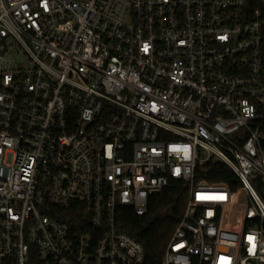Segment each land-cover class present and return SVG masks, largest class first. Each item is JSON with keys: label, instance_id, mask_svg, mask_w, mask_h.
Returning <instances> with one entry per match:
<instances>
[{"label": "built area", "instance_id": "built-area-1", "mask_svg": "<svg viewBox=\"0 0 264 264\" xmlns=\"http://www.w3.org/2000/svg\"><path fill=\"white\" fill-rule=\"evenodd\" d=\"M263 125L264 0H0V264H145L175 182L163 264H264Z\"/></svg>", "mask_w": 264, "mask_h": 264}, {"label": "trees", "instance_id": "trees-1", "mask_svg": "<svg viewBox=\"0 0 264 264\" xmlns=\"http://www.w3.org/2000/svg\"><path fill=\"white\" fill-rule=\"evenodd\" d=\"M262 130L264 132V125ZM262 149L264 150V140ZM204 177L210 181L229 183L233 190L239 188L233 172L222 165L212 166ZM188 199L189 193L184 185L175 182L163 192L149 198L148 214L145 217L136 216L130 208L118 209L120 230L144 247L145 264H163L167 245L184 215Z\"/></svg>", "mask_w": 264, "mask_h": 264}]
</instances>
